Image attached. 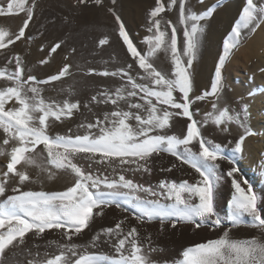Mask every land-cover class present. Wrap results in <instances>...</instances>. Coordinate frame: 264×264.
<instances>
[{
  "label": "snow or ice",
  "instance_id": "6c2138e0",
  "mask_svg": "<svg viewBox=\"0 0 264 264\" xmlns=\"http://www.w3.org/2000/svg\"><path fill=\"white\" fill-rule=\"evenodd\" d=\"M79 2L83 3L85 0ZM26 4L27 0H11L6 8L0 7V16L19 12L27 14L15 40H6L10 33L0 29V49L8 48L25 36V30L33 19L36 8L35 3L27 8ZM176 6L177 0H170L167 7L165 0H156L148 14L147 30L152 35L145 40L148 46L146 54L134 45L124 22L119 15L113 13L119 38L134 63L116 70L94 73L103 77H118L123 83L114 90L104 89L92 95L89 104L84 105V108H90L91 104L114 106L102 118L97 117L95 122L82 123L80 127L86 129L85 134L49 135L48 129L52 123L71 118L80 110L81 104L78 101H46L41 95L42 85L71 75L73 66L64 64L57 74L46 79H38L35 75L25 78L26 69L21 57H8L6 54L7 65L12 67L6 65L0 68V81L7 82L6 86L0 88V129L5 133L3 145L14 143L10 152L0 150V155L7 154L10 157L6 171L0 175V196L8 191L10 180L18 186L11 189L17 194L7 196L0 206V264H9L6 250L24 245L27 233L42 235L46 230H64L66 239L72 241L74 235H79L89 227L94 215H103L105 207H120V199L140 214L136 219L141 224L159 220L161 226L165 222H171L173 228L177 226V221L191 223L196 228L205 224L219 227L223 222L214 208V193L216 185L224 177L232 178L231 184L235 189L228 204L227 219L233 227L246 224L264 233V207L259 206L264 204V198L258 196L251 187L247 191L241 187L234 176L238 168L233 167L226 173L219 170L218 160H228L229 163L235 161L224 155L220 144L210 145L201 131L202 126L209 122L221 131H228L227 126L232 123L239 125L244 134L235 143L232 150L235 154L244 152L246 137L257 134L247 123V105H244L241 116V113L231 114L227 107L221 108L219 102L224 88L223 69L226 62L232 50L241 43V30H255L264 24V0L259 3L246 0L240 22L224 43L211 91L195 98H190L193 81L189 70L199 50V34L203 31L200 22L210 19L215 8L197 14L192 10L189 0H179V23L184 25L181 47L177 27L171 21H164L162 17L168 7ZM108 43V38L99 41L101 46ZM60 47V43H55L50 51L55 53ZM161 52L170 56L173 65L170 76L158 70L152 62ZM46 62L40 61L41 64ZM134 64L138 66L136 69ZM177 92L180 94L179 98L174 95ZM208 96L215 98L212 103L213 111L198 124L194 119L192 104ZM13 100L19 107L6 108ZM121 103L126 107H121ZM174 117L187 119L184 134H169L166 131L172 127ZM93 129L97 131L93 132ZM194 143L198 145V151L189 147ZM41 145L43 147L40 153L46 152V161L51 169L74 175L73 186L51 194L21 190L19 186L31 181L26 167L18 169L21 162L26 166L39 167L42 171H47L48 179L53 178L51 169L38 164L35 156L26 155L36 153ZM160 153H168L181 163L189 165L199 174L200 179L195 183L187 180L180 183L164 180L158 184L159 191H156L126 178L124 174L115 178L94 174L74 162L79 156L91 163L105 164L113 172L116 171V166L127 165L130 171L150 174L151 159L154 154ZM165 171L170 172L172 168ZM139 193H144L149 198L142 197ZM173 218H176L175 221ZM124 224L125 221L120 220L114 227L102 229L93 238L94 247L98 242L111 244L115 256L84 254L78 251L75 243H70L60 245L56 254L30 260L27 264H157L150 256V253L158 251L152 247L151 236L142 238L137 226H129L125 230ZM229 233L230 230L224 231L221 238L187 248L182 253V259L175 260L172 264H264V241L257 238L235 240ZM164 264L168 262L165 261Z\"/></svg>",
  "mask_w": 264,
  "mask_h": 264
},
{
  "label": "rangeland",
  "instance_id": "374dc122",
  "mask_svg": "<svg viewBox=\"0 0 264 264\" xmlns=\"http://www.w3.org/2000/svg\"><path fill=\"white\" fill-rule=\"evenodd\" d=\"M57 1L58 2L54 3L57 4V7L60 8V10L64 12V14H59L58 17H54L43 13L39 22L41 23L42 21V29L44 31H41L40 35L38 36H44L45 29H48L52 26H55L59 33L65 34L64 36L68 38L72 36L77 37L84 34H86L88 37L95 36L96 41L94 40L90 46L86 44L79 46L81 50H85L87 48L89 50V53L83 52V54H86V56L88 55V63L87 57L84 55L86 57V64L89 65L88 68H90L91 66H94L95 68L97 66V68H95L94 70H116L121 66L118 64V61L121 60L123 56L130 57V55L126 51V46L123 45L122 39L119 38L118 35V25L113 14L115 10V14L119 15L121 20L124 22L126 30L128 31L134 45L146 54L148 46L145 43V40L147 37L152 35V33L147 30L148 14L155 6L156 0H150L152 2L148 3V5L150 6L147 5V2H144L142 0L140 1L141 5L138 3L139 0H132V7H129V11L132 13L131 16L127 19L122 15V11L125 10V7L121 6L122 0H115V2H113V0H85V2L83 3H80L79 0ZM229 1L231 0H203V2H201V0H195V4L197 3V6L204 7V10L202 9V12L199 11L197 12V14H203L205 10H209L211 8H215V11L216 9H218V7L221 9ZM169 2L170 0H165L166 7ZM28 4H30V1L27 0V4L25 6H28ZM206 4H208L207 8L204 6ZM178 7L179 0H177V6L175 8L168 7L167 10L162 13V17L164 21H171L172 24L177 27L178 41L182 47L184 25L179 23ZM192 10L197 11L194 8H192ZM129 11L127 9V12ZM138 11L143 12L138 14ZM238 12H240L239 16H241L242 6ZM133 13L134 15L132 16ZM22 14V12H19L17 14L8 15V17L14 20H19L22 18ZM82 14H84L83 20L79 21V17L82 16ZM23 17L27 19V14H25V16ZM210 19L200 22L203 31L199 34V50L196 57V61L198 62L197 64H200V54L203 53V48L208 44L206 32L209 27L208 22ZM234 27L235 26L232 27V30L234 29ZM261 27L264 31V24H261L258 28H255L252 34L247 36L246 39H242L240 45L236 49L232 50L230 57L226 62L225 68L223 69L224 88L222 96L227 95L228 98L224 101L220 100L222 105H220L219 103V106L221 108H229L231 114L241 113V116H243L242 109L244 105H247V123L252 131L257 134L246 137L245 142H247V148H245L244 146V152L242 154H235L232 151L235 147V143L239 140L240 133H244L243 129L235 123L228 125V131L225 132L228 133L229 131L233 130V132H235L236 134L237 131V134L235 136L238 137L236 139H230L227 138V136L226 138L215 137L213 134L207 133L203 130L202 135L206 141H209L210 145L220 144L222 149L224 150V155L235 161V163H229L228 160H218L217 163L220 165L219 170L223 173H226L233 167L238 168V172L234 173V176L241 183V187L245 191H247L248 187H251L258 196L264 198V50L262 49L259 55L257 54V56L246 61L244 58H242L243 55L241 54L245 52L249 42L254 38L255 34L261 29ZM232 30L228 37H225L222 40L219 58L223 55L224 43L231 36ZM35 34L37 35L38 32L35 33L34 31H31L24 37L25 45L29 49H32L34 47L33 41ZM104 38H108L109 43L107 45L101 46L99 44V41ZM121 46L123 49H120ZM122 50L124 52H121ZM169 57L170 56L168 54L161 52V54L159 53L157 57L153 58L152 60L154 66H156L158 70H162L165 75H167ZM158 58L163 59L162 63L157 62ZM129 59L131 63H134L131 60V57ZM5 62V64L0 65V68H3L7 65V60ZM233 62L237 63L235 68H233ZM7 66L9 68L12 67V65ZM217 66L218 62L217 64H215V68ZM137 67L138 66L134 65V69H136ZM133 73L135 75V71ZM214 73L211 76L210 87L209 89H207V92L211 91V85L215 79ZM257 76H259V78H257ZM2 82L3 81H0V83ZM53 83L54 82H50L47 85ZM4 84L6 86L7 82H5ZM239 89L241 90V92ZM236 90L238 92H236ZM201 92L202 91L198 93L193 90L190 94V98H195L196 96L203 95V92ZM239 92L240 94H238ZM214 100V97L208 96L204 100L195 101L192 104L194 119L198 121V124L205 117V109H210V106H212ZM121 107L126 106L121 103ZM113 108L114 106L112 105H91L90 108L86 109V111H83L80 108L78 112L79 115L84 113L83 115H86V118L89 120L88 122H95L97 117L102 118L105 112L111 111ZM79 118L80 120L85 119L81 118V116H79ZM182 121H184V123ZM187 123L188 121L186 118L179 117L178 131L171 128L166 131L169 134L182 135L186 132ZM96 131V129H93V132ZM69 132L70 131H67V133ZM67 133H59V135H69ZM55 135L57 134H54L53 136ZM39 147L42 148L43 146L41 145ZM189 147H192L194 151H198V145L196 143L189 145ZM247 149H250V153H248ZM44 155L46 159V152L44 153ZM9 159L10 157H1L0 175H2L4 171H6V165L9 162ZM74 162H77L80 166L84 167L86 170L92 171L94 174L100 173L101 175H108L114 178L118 177L119 174H124L126 178H131L144 187H151L156 191H159L158 184L164 180L176 183L187 180L189 183H195L200 179L199 174L195 171V169L187 164L181 163L180 161L176 160L174 156L168 153L153 155L149 164V167L151 168L150 174L130 171L129 166L127 165L116 166V171L113 172V169L105 164L91 163L87 159H81L79 156L75 158ZM90 163L91 167H89ZM172 165H175V167H172ZM167 168H172V171H165V169ZM49 169H51L50 165ZM51 170L54 177L50 181L55 183L57 189L53 191H42L51 194L55 192L65 191L67 190V188L73 186L75 177L71 172H65L63 170L55 169ZM43 180L44 179H39V182H37L36 179V183H38L37 185L40 190H38V188L36 187H33V185L31 186V184H24L19 187L22 191H41L40 186L42 185L40 184V182H42ZM231 180V177H224L216 185L215 188L214 208L217 215L223 222L219 227L205 224L200 228H196L191 223L177 221V226L173 228L171 227V222H165L163 226H161L159 220L141 224L136 219V217L140 214L134 208H131L128 204H126L123 199H120V207H117L116 205L105 207L103 209V215H94V218L89 224V227L82 231L79 235H74L72 241H68L66 239L64 230H46L42 235H34L32 232L27 233L25 236L24 245H20L15 249L10 247L6 250L8 262L9 264H27V262L30 260L49 257L50 254H56L59 251L60 245L70 243H75L77 245L78 251L84 254L115 256V252L111 244L98 242L94 247L93 238L98 233H100L102 229L114 227V225L120 220L125 221V230H127L129 226H137L142 238L149 235L151 236L152 247L158 249V251L150 253V256L154 261L157 262V264H164L165 261H167L168 264H172L173 261L182 259V253L187 248L194 247L197 244L205 243L212 239L221 238L224 231L228 230H230V237L235 240H250L253 238H257L264 241V233H262L259 229L249 227L246 224H242L238 227H233L231 222L227 219L229 213L228 204L231 201L232 196L235 194V189L232 187ZM16 186L18 185L13 181H9L8 191H6L4 196H0V206H2V203L7 196L17 194L11 191V189ZM139 195L145 197L144 193H139ZM150 198L154 199L155 197ZM259 206L264 207V204H261ZM95 211L97 210H94V212ZM175 219L176 218H173V221H175ZM161 228L163 230H161Z\"/></svg>",
  "mask_w": 264,
  "mask_h": 264
},
{
  "label": "bare ground",
  "instance_id": "6f19581e",
  "mask_svg": "<svg viewBox=\"0 0 264 264\" xmlns=\"http://www.w3.org/2000/svg\"><path fill=\"white\" fill-rule=\"evenodd\" d=\"M28 1H30V4H28V6H25L26 8L32 5L33 3L36 4L35 15L33 16L31 22L29 23L28 28L25 30V35L29 34L31 31H34L35 33L38 32V34L37 35L35 34L34 37V41H33L34 47L32 49L27 48V46L25 45V40H24L25 36H24L20 40L15 41V43L10 44L8 48L0 49V65L6 63L5 62L6 54L8 57L19 55L26 69L25 78L28 75H35L38 79H46L50 75L57 74L64 64H71L73 66L71 69V75L62 78L61 80L56 81L53 84L42 85L41 87L43 91L41 95L45 98L46 101H56L58 103L63 101H69V102L78 101L80 102L81 109L83 111H86L87 108H84V105L89 104L90 102L89 98L92 95H95L104 89L114 90L115 88L122 85L123 81L118 77H103L94 74V73L102 72V70L100 69L94 70L95 68H97V66L95 68L94 66H91L92 68L91 67L88 68L89 65L86 64V57L88 63V55L86 56V54H83V52L89 53L88 52L89 50L88 48L85 50H81L79 46L84 44L90 46L91 43L95 40V36L88 37L86 34H84L81 36H77V37L72 36L68 38L64 36L65 34L59 33V31L56 29L55 26L45 29L44 36L43 35L41 37L38 36L40 35L41 31H44L42 29L43 27L42 21L41 23L39 22L41 15L43 13L54 17H58L59 14H64V12L57 7V4H55L56 2H58L57 0H28ZM140 1L141 0H139L138 2L139 4L141 3ZM142 1L147 2V5L148 3L151 2L150 0H142ZM10 2L11 0H0V7L6 8V5ZM121 2H122L121 6L125 7V10L122 11L123 14L122 12L121 14L123 15L124 18L127 19L131 16L132 13L129 11L130 9L129 7H132L131 6L132 0H122ZM254 2L259 3L260 0H254ZM189 3L192 6V8L197 10L196 12L199 11L202 12V9L204 10L203 6L200 7L197 6V3L195 4V0H189ZM204 6L207 8L208 4ZM241 6L242 9L246 6V0H231L221 9L218 7V9L214 11L211 19L209 20L208 22L209 27L206 32L208 44L206 47L203 46L204 47L203 53L200 54L201 55V60L199 62L200 64H197L198 62L195 60L192 68L189 70L193 81L194 91L198 93L202 91L204 93L207 91V89H209L211 76L214 73L215 64H217L220 55L222 40L225 37H228V35L231 33L232 27L236 26V24L240 22V16H239L240 12L238 11L241 8ZM127 9L129 12H127ZM114 12H116V10ZM142 12L138 11V14ZM22 13H23L22 18L19 20L11 19L8 16H0V29L10 33V35L5 38L6 40L8 39L15 40V36L18 35L19 30L21 29L24 21L26 20L25 17H23L25 16L26 12H22ZM133 15L134 13L132 14V16ZM83 17L84 14H82V16L79 17V21L80 20L82 21ZM252 32L253 30L251 29H242L241 40L244 38L246 39L247 36L252 34ZM55 43H60L61 47L57 49L55 53H52L50 49L52 46H54ZM120 49H123L122 46L120 47ZM262 49L264 50V31L263 28L261 27V29L255 34L254 38L249 42L247 49L244 52L245 54L241 53L243 55L242 58H244L245 61L249 60L250 58L257 56V54L259 55ZM121 52L124 51L122 50ZM129 58L130 57L123 56L121 60L118 61V64L121 65L120 67H126L128 63H131ZM41 60L47 62L41 64L40 63ZM157 60L158 63H162L163 61L162 58L161 59L158 58ZM236 64H237L236 62H233L234 65L233 68L236 67ZM172 71H173V65L171 64V60L169 57L167 75L170 76ZM257 78H259V76H257ZM4 83H5L4 81L0 83V87H4L5 86ZM236 92L238 91L236 90ZM240 92L238 94H240ZM174 95H176L177 98L180 97V94L178 92L175 93ZM227 98H228L227 95H224L222 96L221 101H224ZM221 101L219 102L220 105H222ZM91 105H95V104H91ZM14 106L17 108L19 107V105L15 102V100L7 104L6 108H12ZM210 107H211L210 109L207 108L205 109L204 116H206L209 112L213 111L212 106ZM172 111H177V110H172ZM83 114L79 115V112L77 111L74 113V115L71 118H64L62 119V121H57L55 123H52L51 127L48 129L49 135L53 136L54 134H59V133L64 134L67 133V131H70L69 133H67L70 135L85 134L86 129L80 127V125L82 123H88L89 120L86 118V115ZM79 116L85 119L80 120ZM182 122L184 123V121ZM178 128H179V117H174L172 121L171 129L178 131ZM202 130L207 133H211L215 137H219V138H226L227 136V138L236 139L238 137L235 136L237 134V131L236 134L231 129H229L231 130L229 131L231 134L229 132L227 133L225 131H221L219 127L215 126L211 122L203 125L201 131ZM243 134L244 133L241 132L240 136H242ZM4 137H5V133H3L2 130H0V150H3L5 153H7L10 152L14 142H10L8 145H3L2 141ZM244 146L245 148H247V142H245ZM40 149L41 148L38 147L36 149V153H29L26 155L35 156L38 164H41L44 168L49 169V164L45 159V155L44 153L43 154L40 153ZM247 150L248 153H250L249 152L250 149ZM2 156L7 158L9 157L7 154H3L0 155V159ZM17 167L18 169H24L26 167V170L28 171L31 177V181L26 182L25 184H31V186L33 185V187L38 188L37 185L38 183H36V179L37 182H39V179H44L42 182H40V184L42 185L40 186L41 191L42 190L53 191L57 189L55 183L50 181L52 179H48L47 171H42L41 168L31 165L26 166L23 162H21V164H19ZM38 190L40 189L38 188Z\"/></svg>",
  "mask_w": 264,
  "mask_h": 264
}]
</instances>
